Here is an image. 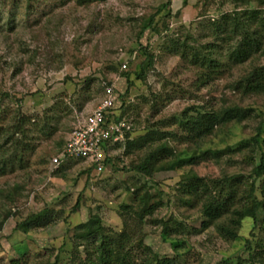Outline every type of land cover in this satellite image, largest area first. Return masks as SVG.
Segmentation results:
<instances>
[{
	"label": "rangeland",
	"instance_id": "obj_1",
	"mask_svg": "<svg viewBox=\"0 0 264 264\" xmlns=\"http://www.w3.org/2000/svg\"><path fill=\"white\" fill-rule=\"evenodd\" d=\"M253 9L260 14L246 27L264 31V0H0V264H100L103 244L136 264H237L256 248L264 258V210L258 224L244 218L232 240L215 227L226 213L203 223L204 207L228 198L222 191L244 203L254 181L264 201V177L253 175L264 153V93L234 89L264 65V52L228 51L240 38L231 17ZM207 46L216 67L204 61ZM105 81L130 126L125 139L109 145L101 173L78 161L54 169ZM235 105L247 113L241 122L202 135L187 119ZM22 116L31 117L25 153L21 133L4 143ZM202 153L199 163L172 167ZM145 161L152 176L132 169ZM38 214L39 225L24 224ZM89 221L103 230L85 238Z\"/></svg>",
	"mask_w": 264,
	"mask_h": 264
},
{
	"label": "trees",
	"instance_id": "obj_2",
	"mask_svg": "<svg viewBox=\"0 0 264 264\" xmlns=\"http://www.w3.org/2000/svg\"><path fill=\"white\" fill-rule=\"evenodd\" d=\"M104 0H76V4L79 6H87L94 2H99ZM258 14H260V10L253 9V10H247L246 12L237 13V16L231 17L229 21L228 28L229 30L234 34L240 33L239 41L236 43V45L229 46L228 51L230 52L231 58H243L245 55L252 54L255 52H259L263 50L264 52V35L261 33H264V31L261 29L259 22L256 23L251 28H247L249 26V22L254 19H258ZM154 23V16H151L147 19H145L142 23L140 35L144 33V31L151 26H153ZM262 23V22H261ZM264 25V24H261ZM254 28V29H253ZM262 35V36H261ZM210 49L207 54H205V60L208 63L211 62L212 64H215L214 67L217 66L218 63H220L219 60L214 59L213 57V51H215V47L207 46V49ZM147 55V61L149 64H153V58L154 56L150 52H146ZM206 73V72H205ZM209 77V74H202L201 81L205 82V80ZM234 89L238 91H242L243 93H264V65L259 66L257 68L252 69L249 71V73L245 76H243L240 80L236 81L234 84ZM247 113L244 108L235 105V106H228L224 109H219L217 111L213 112H199L197 116L190 118H187L194 127V131L197 134H205L206 132L212 131L214 128H219L231 121L235 122H241L245 117ZM109 121L114 120H123L120 116H117L115 113V107L110 111L108 114ZM31 122V117L22 116L18 123L14 126L12 137H8L6 139V143H9L11 139H14L17 133H21V138H18L20 140H16V143L19 147H23L22 150L25 153L26 151L31 150L30 144H26L22 138L28 137V131L25 126L27 123ZM264 126V120L261 121L259 128H258V135L261 134L262 128ZM0 134H1V128H0ZM63 148V147H62ZM105 149L108 151V147L106 146ZM202 153L201 155L193 154L191 156H187L184 159L177 158L172 162V167L176 168L177 166H181L185 162L192 163H199L200 159L204 157ZM155 156V155H154ZM154 156H152V160L154 159ZM91 168H89L90 170ZM132 169L138 171L142 175H150L152 176L155 172L154 164L150 161H145L142 164H138L132 167ZM253 175L256 178L264 177V153L261 156L260 164L256 166L253 170ZM229 183V179L227 180ZM263 188V194H264V185ZM257 188L255 185V182L251 184V191L247 198H244V203L236 202L232 192H224L222 191V194L225 196H228L226 199L220 200L216 205L212 204L209 207H204L203 214L208 219L205 222H203L205 225H208L211 222H215L216 219L222 218L225 213L227 216L215 222V227L217 232H219L220 235H222L226 239H234L236 238L238 231L240 230L243 220L246 217H251L255 224L259 223V211L264 210V201L259 200L256 195ZM232 208V209H231ZM42 220H45L43 216L40 214L31 215L28 217L24 224L26 225H39ZM23 224V225H24ZM45 224V222H43ZM2 226V224H0ZM167 226V225H166ZM18 228L22 227V224L17 225ZM84 229H86L87 233H85V238L87 236H91L95 234L96 232L101 233L103 229L101 227H94L90 224V221L84 224ZM165 232L166 228H165ZM104 250H103V249ZM258 248H256V252H252L251 260L245 261L240 259L237 264H264V258L261 257V254L257 251ZM100 264H136L131 262L126 256H121L119 253H115L112 250H105L104 244L99 249V257H98Z\"/></svg>",
	"mask_w": 264,
	"mask_h": 264
},
{
	"label": "built area",
	"instance_id": "obj_3",
	"mask_svg": "<svg viewBox=\"0 0 264 264\" xmlns=\"http://www.w3.org/2000/svg\"><path fill=\"white\" fill-rule=\"evenodd\" d=\"M102 86L103 99L93 111L78 120L64 147L52 158L54 169L64 167L71 161H78L88 169L101 173L105 169L109 145L125 139L130 129L128 123L124 119L109 121L108 117L118 99L115 86L106 81Z\"/></svg>",
	"mask_w": 264,
	"mask_h": 264
}]
</instances>
